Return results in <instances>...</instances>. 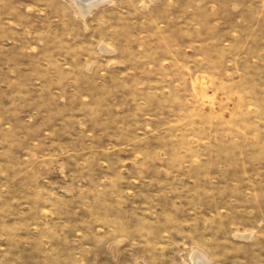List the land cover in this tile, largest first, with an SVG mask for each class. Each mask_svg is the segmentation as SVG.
Returning a JSON list of instances; mask_svg holds the SVG:
<instances>
[{
    "label": "rangeland",
    "instance_id": "374dc122",
    "mask_svg": "<svg viewBox=\"0 0 264 264\" xmlns=\"http://www.w3.org/2000/svg\"><path fill=\"white\" fill-rule=\"evenodd\" d=\"M264 264V0H0V264Z\"/></svg>",
    "mask_w": 264,
    "mask_h": 264
},
{
    "label": "bare ground",
    "instance_id": "6f19581e",
    "mask_svg": "<svg viewBox=\"0 0 264 264\" xmlns=\"http://www.w3.org/2000/svg\"><path fill=\"white\" fill-rule=\"evenodd\" d=\"M108 0H74L76 3L78 10H80L82 13H86L91 9L93 6H97L100 4V2H106ZM196 261V264H207L201 257L194 258V262Z\"/></svg>",
    "mask_w": 264,
    "mask_h": 264
},
{
    "label": "water",
    "instance_id": "95a60500",
    "mask_svg": "<svg viewBox=\"0 0 264 264\" xmlns=\"http://www.w3.org/2000/svg\"><path fill=\"white\" fill-rule=\"evenodd\" d=\"M101 3V2H100Z\"/></svg>",
    "mask_w": 264,
    "mask_h": 264
}]
</instances>
